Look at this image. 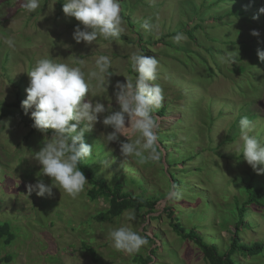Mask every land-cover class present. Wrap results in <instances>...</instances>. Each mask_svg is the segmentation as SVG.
Returning <instances> with one entry per match:
<instances>
[{"label": "rangeland", "instance_id": "1", "mask_svg": "<svg viewBox=\"0 0 264 264\" xmlns=\"http://www.w3.org/2000/svg\"><path fill=\"white\" fill-rule=\"evenodd\" d=\"M215 1L120 0V38L86 45L73 39L79 22L63 13L65 0H41L35 13L21 7L23 0H0V223H9L16 235L10 245L0 244L2 256L12 258L2 264H141L139 258L154 250L153 264H209L193 241L174 232L173 218L185 229H195L221 253L229 248L238 230L237 204L247 200V187L264 188V174L258 175L228 147L239 142L243 117L253 123L250 134L264 143V63L257 55L258 49L264 50V14H259L264 0H254L247 18L227 15L250 0ZM146 22L151 30L143 27ZM254 29L259 37L251 35ZM186 30L193 31L194 40ZM178 32L187 37L180 44L171 39ZM8 37L13 47L5 43ZM137 52L158 60L154 83L165 96L164 116L156 113L161 158L145 164L134 158L125 161L118 142L105 143L112 129L98 122L84 136L93 147L86 165L111 186L121 184L134 195L159 198L154 213L129 210L134 220H127L124 212L112 221H97L94 217L109 204L103 198L90 200L89 183L76 199L58 189L51 197L29 195L28 184L40 178L50 184L51 178L37 176L42 166L32 158L43 147L44 134H30L31 110L22 115L19 108L10 107L18 92L24 100L27 97V72L39 59L53 58L87 73L95 70L96 58L106 55L113 73L110 84L91 99L107 106L112 97L113 109L119 110L115 84L126 82L125 76L135 79L130 57ZM226 54L235 56V63H221L218 57ZM106 158L111 164L104 168ZM245 223L248 227L239 229V241L264 243V207H249ZM120 226L148 243L133 254L115 250L109 232ZM235 259L238 264H264V251L257 256L236 254Z\"/></svg>", "mask_w": 264, "mask_h": 264}, {"label": "clouds", "instance_id": "2", "mask_svg": "<svg viewBox=\"0 0 264 264\" xmlns=\"http://www.w3.org/2000/svg\"><path fill=\"white\" fill-rule=\"evenodd\" d=\"M21 7L28 13H35L41 7V0H23ZM62 11L67 18L79 22L73 32L76 43L92 45L99 39L116 41L124 32L120 0H65ZM259 14H264V6L259 9ZM259 14L254 19H259ZM143 27L151 30L153 26L146 22ZM251 35L259 37L260 32L254 29ZM171 39L180 44L187 37L177 33ZM5 43L14 46L11 37L5 38ZM257 55L264 63V50L258 49ZM218 59L221 63L236 61L235 56L227 54ZM79 63L83 65L84 61ZM94 63L95 70L86 73L82 67L41 58L27 72L29 86L21 107L26 115L31 110L32 128L44 134L43 147L34 152L32 159L42 166L37 176L51 178L50 184L42 178L28 184L29 195L51 197L54 189H58L76 199L85 191L89 181L81 169V162L92 157L93 147L84 142V136L98 122L112 129L104 137L105 143L118 142L125 161L134 158L145 164L158 162L161 158L157 135L160 117L156 113L163 107L165 96L161 86L154 83L158 75L156 57L139 52L131 55L135 79L125 76L126 82L117 81L115 84L114 98L119 110L113 109L112 97L107 106L99 99L95 102L91 99L108 88L109 78L113 75L108 56L100 55ZM50 129L54 130L51 137L47 135ZM253 131L252 121L248 117L241 118L239 142L228 147L260 175L264 174V143L257 135L250 134ZM102 163L104 168L110 167L111 161L106 158ZM170 195L179 194L172 192ZM125 217L131 221L135 214L126 212ZM109 236L115 250L128 254L139 252L148 243L146 238L127 226L110 230Z\"/></svg>", "mask_w": 264, "mask_h": 264}, {"label": "trees", "instance_id": "3", "mask_svg": "<svg viewBox=\"0 0 264 264\" xmlns=\"http://www.w3.org/2000/svg\"><path fill=\"white\" fill-rule=\"evenodd\" d=\"M225 0H216L214 3L217 5L220 2H224ZM255 1L250 0V2H244L242 7L237 12H231L227 16H234V17H244L247 18L248 12L255 8ZM243 10V11H242ZM222 20V16L219 17ZM196 26V28H198ZM195 28V29H196ZM187 35H189L193 40L195 35L192 33V30L185 31ZM179 33V32H178ZM177 34V33H176ZM175 34V35H176ZM244 70V69H243ZM24 99L21 97L20 93H17V100L16 102L10 104V107L19 108L21 110L22 115H25L24 109L21 107V103ZM165 108L160 109L158 114L160 116H164ZM33 124V121H32ZM36 129L33 128L30 134L35 133ZM101 144L98 145L96 148H101ZM90 162V161H89ZM88 161L81 162V169L85 173L89 184H91L92 188L88 191V197L92 201H96L99 198L106 199L109 207L104 211L99 212L94 219L100 222L112 221L116 218L122 216V214L126 211L133 210V211H142L146 210V213L152 214L155 211V207L159 203V198H144L142 195H134L132 192L125 191L121 184H117L115 186H111L108 184L104 179L97 178L94 176L93 170L89 165ZM171 180L174 183V186L177 184L173 175L171 176ZM247 200L244 201L242 205L237 204V216L238 221L236 224V228L238 229L237 232L233 233V237L231 238L229 248L224 252L221 253L219 248L216 245H211L207 243L203 236L198 234L195 229L187 230L185 229L182 224L179 222L178 218H173V222L171 226L174 232L184 240H191L193 241L202 251L204 255V259L209 264H238L237 260L235 259L236 254H242L244 256H257L264 251V243L262 242H255L253 244H244L239 241L238 233L239 229L248 227V224L245 223V219L248 213V209L251 206H260L264 207V188H253L247 187ZM170 212V217H173V213L171 208H168ZM149 237V236H148ZM16 239V235L12 231V228L9 223H0V244L4 241V244L10 245ZM86 249L90 250V247H87L85 244ZM92 256H94V250L91 252ZM155 254V250L148 254L144 258H139V262L141 264H153V257ZM12 260L11 256H2V251L0 247V264L8 263Z\"/></svg>", "mask_w": 264, "mask_h": 264}]
</instances>
